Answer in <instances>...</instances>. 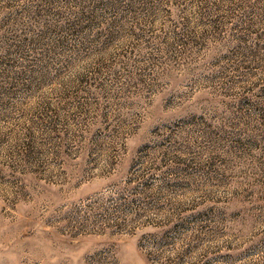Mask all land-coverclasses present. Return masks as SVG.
Returning <instances> with one entry per match:
<instances>
[{
  "label": "rangeland",
  "instance_id": "obj_1",
  "mask_svg": "<svg viewBox=\"0 0 264 264\" xmlns=\"http://www.w3.org/2000/svg\"><path fill=\"white\" fill-rule=\"evenodd\" d=\"M0 264H264V0H0Z\"/></svg>",
  "mask_w": 264,
  "mask_h": 264
}]
</instances>
